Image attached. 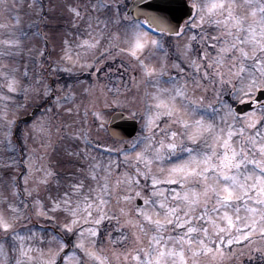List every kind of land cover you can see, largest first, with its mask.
I'll return each instance as SVG.
<instances>
[{"label": "snow or ice", "instance_id": "snow-or-ice-1", "mask_svg": "<svg viewBox=\"0 0 264 264\" xmlns=\"http://www.w3.org/2000/svg\"><path fill=\"white\" fill-rule=\"evenodd\" d=\"M0 264H264V0H0Z\"/></svg>", "mask_w": 264, "mask_h": 264}]
</instances>
